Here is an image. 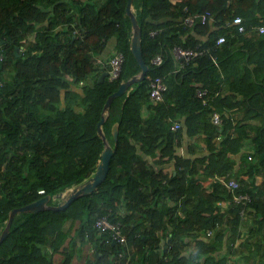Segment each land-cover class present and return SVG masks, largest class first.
I'll return each instance as SVG.
<instances>
[{
    "label": "trees",
    "instance_id": "16d2710c",
    "mask_svg": "<svg viewBox=\"0 0 264 264\" xmlns=\"http://www.w3.org/2000/svg\"><path fill=\"white\" fill-rule=\"evenodd\" d=\"M127 2L0 0V234L13 209L96 173L106 101L141 72L130 48ZM133 8L149 71L110 107L103 131L115 152L106 180L63 210L17 214L0 244V264H54L42 247L59 251L77 221L71 247L85 239L96 246L87 264H227L243 225L250 228L243 249L260 254L264 248L258 243L264 238V34L256 29L264 26V0H134ZM207 12L212 23L184 24L187 16ZM219 37L226 38L221 45ZM175 45L206 52L175 72ZM112 50L125 57L115 81L101 79ZM158 55L161 65L152 62ZM148 77L165 78L163 102L150 100ZM199 88L208 89L206 102L196 96ZM200 138L202 155L191 149L190 156L175 158L185 139ZM246 140L254 142L251 151L243 150ZM230 178L251 202L234 203L222 181ZM120 206L125 214L119 215ZM104 215L125 225L127 247L107 244L96 231L95 219ZM217 224L213 238L201 237ZM72 256L65 252L64 264ZM259 260L264 264V254Z\"/></svg>",
    "mask_w": 264,
    "mask_h": 264
},
{
    "label": "built area",
    "instance_id": "2783aa9c",
    "mask_svg": "<svg viewBox=\"0 0 264 264\" xmlns=\"http://www.w3.org/2000/svg\"><path fill=\"white\" fill-rule=\"evenodd\" d=\"M214 20L213 15L210 12L202 13V14H195V15H189L185 18L184 24L188 28L195 27L198 23L206 24V23H212ZM231 24V23H230ZM228 23V25H230ZM234 24L240 25L239 31L244 32L245 28L241 25L242 20L240 18H237L234 20ZM257 31L261 34H264V26L257 27ZM156 32H153L152 35H155ZM226 41L225 37H219L217 40V44L221 45ZM206 50H200V49H192V48H183L181 46L175 45L172 48V54L177 61V68L175 72H180L186 64L191 62V60L195 59L196 57H199L203 54H205ZM125 57L124 54L115 51L114 55L107 61L108 63L106 66H108L107 77L109 81H115L118 80L121 76L123 66H124ZM215 61V58H214ZM152 62L155 65H161L163 62V57L161 55L156 56ZM105 66V64H104ZM149 79V98L152 102L158 103L164 101V93L167 91L168 86L166 84L165 78L163 77H148ZM0 86H4L3 82L0 80ZM209 94L208 89L199 88L196 92V96L198 98L204 99ZM206 102V100H205ZM213 122L216 125H221L222 119L221 116L218 113H214L213 115ZM180 128L179 123H175L172 125L171 129L173 131H177ZM226 187L232 192L234 197V203L237 205H241L242 202H251L252 197L251 194L244 192L242 193L240 190L241 184L237 179L230 178L226 181L222 179ZM44 190H40V194H44ZM220 206H224L225 203L220 202ZM241 215L244 217V211H241ZM246 218V217H245ZM94 228L96 231H98L99 234H104L107 236L106 243L110 244L115 242L116 244L127 247L128 246V239L127 235L125 234V225L121 222L113 221L109 215L99 216L95 219ZM221 229V225L217 224L215 228H211L206 231L205 234H203L201 237L204 239H211L214 237L215 232ZM88 237V235H87ZM124 252H120L118 254L119 257H123ZM234 264V263H231Z\"/></svg>",
    "mask_w": 264,
    "mask_h": 264
},
{
    "label": "water",
    "instance_id": "95a60500",
    "mask_svg": "<svg viewBox=\"0 0 264 264\" xmlns=\"http://www.w3.org/2000/svg\"><path fill=\"white\" fill-rule=\"evenodd\" d=\"M133 3H134V0H128L126 14L132 20V38H131L130 48L139 66L141 67V72L138 75L133 76L128 81L123 82L120 85L118 91L113 93L106 101L101 121L98 123V127H97L98 135L103 139L105 148L102 153L101 162L98 165V169L96 173L92 177L87 179L85 182H83L82 184L75 186L67 190L66 192L58 193L57 195L53 197L50 195H46L40 198L39 200L34 201L26 206L13 209L10 212V216L7 221L6 227L0 234V244L4 242V240L9 235L12 222L17 214L19 213H38V212H42L45 210H53V211L63 210L66 207H68L73 201L79 199L80 197L92 194L97 189V187L106 180L109 174V171H110L111 159L115 152L114 147L109 143L103 131V125L105 124L107 118L110 115V107L116 98H119L123 96L124 94H128V92L134 86V84L144 81L149 71V66L146 64L143 58L142 31L138 24L137 17L135 15ZM16 53L18 54V48L16 49ZM106 75L107 73L103 74L101 79L106 77ZM119 128H120L119 123H116L112 128V134H113V138L115 141V145L118 144ZM51 200L53 201L58 200L59 202L57 205H52L50 204ZM113 245H116V243L113 242Z\"/></svg>",
    "mask_w": 264,
    "mask_h": 264
},
{
    "label": "crops",
    "instance_id": "0c3cea01",
    "mask_svg": "<svg viewBox=\"0 0 264 264\" xmlns=\"http://www.w3.org/2000/svg\"><path fill=\"white\" fill-rule=\"evenodd\" d=\"M114 52L115 50H112L107 53V56H108L107 60L114 55ZM253 143L254 142L252 140H246L243 150L251 151ZM191 149L194 150L196 154L202 155L205 152V144L202 138H200L199 140L185 139L183 144L180 147H177L176 152H175V158L178 159L181 156H190ZM241 166H242V163L238 161L237 171L239 175H241L242 173H245V168ZM166 171L170 172L171 168H167ZM262 181H263V178L262 176H260L258 178V184L262 183ZM124 208H125L124 206H120L119 211H118L119 215L120 213L125 214ZM80 226H81L80 222L77 221L69 237L67 238L63 246L60 247L59 251H55L49 246H43L42 249L44 251L45 256L49 260L53 261L54 264H64L65 252L70 250L73 255L71 264H87L88 261L94 260L97 255L96 246L92 242H89L88 239H85L83 243L80 240L79 241L77 240L74 248L71 247V241L76 238L77 230L80 228ZM70 227L71 225H67L66 230H69ZM241 229H242L241 232H243V234L241 233V237L235 243V248H238L237 254H228L230 259L227 264H231V263H234V264H254V263L262 264L259 260V257L262 254H264V248L261 246L262 250L259 251L260 254L257 253V250L254 247L252 248L251 252L248 249H243V247L245 246L244 244H246L245 242L246 239L250 237V231H249L250 228L247 226L244 227L243 225ZM255 241H256L255 239L249 238V242H255ZM258 243L264 244V238L261 239V243L260 242ZM225 248L222 249L223 253L225 252ZM252 257H255L257 259V262H255L254 258Z\"/></svg>",
    "mask_w": 264,
    "mask_h": 264
},
{
    "label": "clouds",
    "instance_id": "9594fccd",
    "mask_svg": "<svg viewBox=\"0 0 264 264\" xmlns=\"http://www.w3.org/2000/svg\"><path fill=\"white\" fill-rule=\"evenodd\" d=\"M101 62H102V61H101ZM102 63H103V62H102ZM241 176H244V175H243V174H241ZM68 190H69V189H68ZM66 191H67V190H66ZM66 191H65V192H66ZM57 201H58V200H57ZM222 207H225V205H224V206H222ZM206 231H207V230H206Z\"/></svg>",
    "mask_w": 264,
    "mask_h": 264
},
{
    "label": "rangeland",
    "instance_id": "374dc122",
    "mask_svg": "<svg viewBox=\"0 0 264 264\" xmlns=\"http://www.w3.org/2000/svg\"><path fill=\"white\" fill-rule=\"evenodd\" d=\"M31 37V36H30Z\"/></svg>",
    "mask_w": 264,
    "mask_h": 264
}]
</instances>
